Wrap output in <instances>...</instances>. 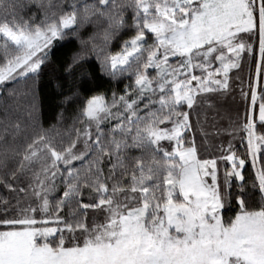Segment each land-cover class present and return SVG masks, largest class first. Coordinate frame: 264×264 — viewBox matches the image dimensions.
I'll return each instance as SVG.
<instances>
[{
  "label": "snow or ice",
  "instance_id": "6c2138e0",
  "mask_svg": "<svg viewBox=\"0 0 264 264\" xmlns=\"http://www.w3.org/2000/svg\"><path fill=\"white\" fill-rule=\"evenodd\" d=\"M0 264H264V0H0Z\"/></svg>",
  "mask_w": 264,
  "mask_h": 264
},
{
  "label": "trees",
  "instance_id": "16d2710c",
  "mask_svg": "<svg viewBox=\"0 0 264 264\" xmlns=\"http://www.w3.org/2000/svg\"><path fill=\"white\" fill-rule=\"evenodd\" d=\"M50 113H51V110H50ZM234 114V113H233Z\"/></svg>",
  "mask_w": 264,
  "mask_h": 264
}]
</instances>
